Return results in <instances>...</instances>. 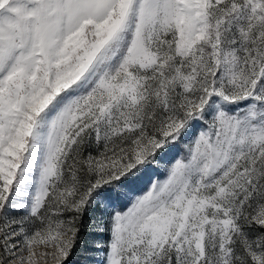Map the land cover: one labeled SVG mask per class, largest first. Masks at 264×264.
<instances>
[{"label": "snow or ice", "instance_id": "snow-or-ice-1", "mask_svg": "<svg viewBox=\"0 0 264 264\" xmlns=\"http://www.w3.org/2000/svg\"><path fill=\"white\" fill-rule=\"evenodd\" d=\"M73 257L264 264V0H0V264Z\"/></svg>", "mask_w": 264, "mask_h": 264}, {"label": "rangeland", "instance_id": "rangeland-1", "mask_svg": "<svg viewBox=\"0 0 264 264\" xmlns=\"http://www.w3.org/2000/svg\"><path fill=\"white\" fill-rule=\"evenodd\" d=\"M181 151V149L179 148V146H177L176 151L174 153H172L169 157H167V159L171 160L173 158H175L176 154L179 153ZM156 175L159 176L161 179L164 178V172L160 171V170H156ZM97 239H106V236H97ZM72 264H76V258L73 257L72 260Z\"/></svg>", "mask_w": 264, "mask_h": 264}]
</instances>
